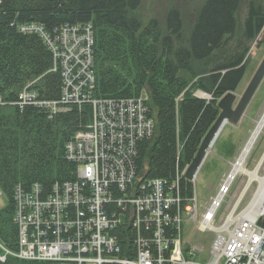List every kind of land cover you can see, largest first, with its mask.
<instances>
[{
  "label": "trees",
  "instance_id": "obj_1",
  "mask_svg": "<svg viewBox=\"0 0 264 264\" xmlns=\"http://www.w3.org/2000/svg\"><path fill=\"white\" fill-rule=\"evenodd\" d=\"M199 1L193 4L190 21L172 6L163 21L153 19L143 28L137 14L141 0H0V110H9L0 117L4 249H17L15 185L28 190L38 184L49 193L53 185L72 181L76 165L65 159V146L92 120L90 104L58 106L61 110L51 115L46 107L11 106L28 84L45 102H58L62 86L43 39L19 28L35 24L52 34L65 25L91 26L95 75L91 98L120 100L146 93L154 132L150 140L137 144L136 173L147 165V179L171 182L190 164L218 117V101L238 87L248 45L264 31L263 1L246 2L242 24L238 20L242 0ZM198 91L210 98L195 97ZM183 188L190 196L191 183L183 181ZM131 241L128 233L120 235L123 250ZM2 264L46 263L7 257Z\"/></svg>",
  "mask_w": 264,
  "mask_h": 264
},
{
  "label": "built area",
  "instance_id": "obj_2",
  "mask_svg": "<svg viewBox=\"0 0 264 264\" xmlns=\"http://www.w3.org/2000/svg\"><path fill=\"white\" fill-rule=\"evenodd\" d=\"M84 29L90 35V25H65L52 34L35 24L19 28L38 35L49 48L53 71L59 70L62 79V95L58 102H44L24 90L17 105L55 110L59 104L89 103L93 117L88 130L76 134L65 148L77 167L75 184H55L44 197L40 187L15 194L17 251L0 246V263L10 257L46 264H197L182 239L183 220L192 219L195 207L191 200L182 209L180 180L146 179L134 186L137 144L153 136L145 99L91 98L94 42L89 35L92 45L83 42ZM219 202H213V212L202 217L199 229L212 228ZM263 204L264 197L257 214L233 232L228 231V220L220 228L225 236L217 237L214 251L216 255L221 250L224 264H264V223L258 219L264 215ZM122 233L132 240L125 250L120 246ZM210 264H217L216 259Z\"/></svg>",
  "mask_w": 264,
  "mask_h": 264
},
{
  "label": "rangeland",
  "instance_id": "obj_3",
  "mask_svg": "<svg viewBox=\"0 0 264 264\" xmlns=\"http://www.w3.org/2000/svg\"><path fill=\"white\" fill-rule=\"evenodd\" d=\"M247 1L248 0H242L239 9L238 20L240 24L243 23L246 17ZM259 1L264 2V0H259ZM189 2H190L189 0H141L140 6L137 10V14L141 21V26L144 28L153 19L158 21H163L165 15L167 14V11H169L172 6L178 8L182 12L181 13L182 16H185L186 14L188 17V21H190V17H191L190 13L194 9L193 4L194 2H200V1L194 0V2H191L192 5H190ZM183 10H185L186 12ZM88 35H89V30L87 32V29H84V32L81 35V39L83 40V42H87L88 46H90L92 45L91 44L92 41L88 40V37L90 36L91 40L94 41L93 32L91 31L90 35L89 36ZM237 38L238 35L230 43V46L234 47ZM263 38H264V31L261 32V34L248 45L249 49L246 55L245 70L238 87L233 92L234 95L236 96V100L233 107L237 104V102L241 98L243 92L245 91L251 78L253 77L254 73L256 72L259 64L261 63L264 57V44L261 43V40H263ZM91 71H93L91 78L95 82L93 65L91 67ZM28 92L31 94H35L32 97L33 99H37V100L40 99L39 93L36 90L29 89ZM91 93L93 94V89ZM61 95H62V91L60 92V98ZM19 97L17 99V103L19 101ZM205 99L208 100L207 97ZM0 103L3 105L1 99H0ZM82 104H86V103H82ZM82 104H69V105L80 106ZM59 105L61 106V104ZM11 106H13V103L11 104ZM60 110L61 108H57V107L55 110L48 109L49 111L48 114L50 113L51 115L56 112H59ZM7 112H9V110L5 111L4 109H1L0 117L2 118L6 117ZM263 112H264V78L262 79L259 87L257 88L255 94L251 98L250 102L248 103L245 111L243 112L238 122L236 124L227 123L222 128L212 148L209 150L208 155L205 158L201 168L199 169L198 173L194 176V178L190 181L184 177L185 169L187 168V166L180 173L176 172L174 176L175 178L177 177L180 180L179 192L181 197L185 198V201L182 203V205H184L182 209H184L186 205L188 206L191 200L192 201L190 203L192 204V206L195 207V211L192 215L193 216L192 219L188 220L184 218L183 220L184 223L182 224L181 230H182L183 242L184 244H186L187 248H189L190 251L192 252V255L194 256L193 260L197 264H210L215 259L217 261V264H224V258L223 256H221V250L216 252V255L214 251V245L217 237L225 236V232H222L220 228L223 226L225 221L228 220L230 222L228 231L233 232L237 225H239L243 221H249V219H252L255 216V214H257L256 211H254L253 214L250 213L252 212V208H250V205L253 202L258 192L259 184L256 181H253L246 189V191H244L246 184L248 182V176L243 174L237 175L234 181L229 186H226L225 182L227 176L232 170L233 164L239 158L242 149L244 148L249 137L254 131ZM92 117H93V111H92ZM89 127L90 124L86 127L84 132L87 131ZM263 155H264V129L258 136L250 153L245 159L244 168L247 171H253L256 168V166L259 164ZM65 159L69 161L66 154H65ZM137 177L134 180L135 187L142 185L143 182L147 179L146 178L143 182L138 184ZM258 177L264 178V160L259 168ZM183 181L189 182L192 185V193L190 196H187L185 189L183 188ZM35 187L38 188L40 187V195L42 194L43 197L48 196V193H46L47 191H45L38 184L31 185L29 189ZM19 189L23 191L25 190L20 184L15 185L13 189V200L14 197L17 196L16 193ZM243 191L244 194L242 195L241 200L236 205V202L238 201ZM219 200L221 202H219L218 208L214 211L213 214L214 224H212V228L210 230L199 229V223L201 222L202 217L206 213L213 212L212 209L213 202ZM5 205H6V198L0 192V210L3 209ZM233 209L234 211H232ZM232 212L234 213L233 216L236 217L233 222H231ZM249 213L252 216L246 217V215H250ZM135 216L138 219L136 214ZM258 219H260L259 224L264 223V215L262 217H259ZM123 223H124V216H122V224Z\"/></svg>",
  "mask_w": 264,
  "mask_h": 264
},
{
  "label": "water",
  "instance_id": "obj_4",
  "mask_svg": "<svg viewBox=\"0 0 264 264\" xmlns=\"http://www.w3.org/2000/svg\"><path fill=\"white\" fill-rule=\"evenodd\" d=\"M263 78H264V57L261 63L259 64L256 72L254 73L253 77L251 78L248 86L243 92L241 98L235 105V107H233V105L235 103L236 96L234 95L233 92H229L225 94L218 101L217 107L220 113L217 119L215 120V122L213 123V125L210 127V129L203 137L194 158L192 159L191 163L187 166L185 170L184 177L187 180L191 181L194 178V176L198 173L205 158L208 155V150L213 146L223 126L227 123L236 124L238 120L241 118L243 112L245 111L248 103L255 94ZM200 99H205V98H200ZM147 170H148V166L145 165L143 171L137 177L138 184L146 179Z\"/></svg>",
  "mask_w": 264,
  "mask_h": 264
},
{
  "label": "bare ground",
  "instance_id": "obj_5",
  "mask_svg": "<svg viewBox=\"0 0 264 264\" xmlns=\"http://www.w3.org/2000/svg\"><path fill=\"white\" fill-rule=\"evenodd\" d=\"M79 28H81V27H79ZM52 55V54H51ZM92 63H93V57H92ZM93 65V64H92ZM53 67H54V65L52 66V69H53ZM56 71H59V70H56ZM55 72V71H54ZM62 83V82H61ZM31 87H32V84H28L26 87H24L23 88V90H22V92L24 91V90H26V91H28L29 89L30 90H32L31 89ZM61 91H62V86H61ZM60 91V92H61ZM21 92V93H22ZM20 93V94H21ZM195 94L197 95H194L195 97H198V98H206V97H208L207 95H205L204 93H202V92H200V91H198V92H195ZM91 96H92V93H91ZM144 98L145 99V105H146V107H147V109H148V115H146V117L148 118V119H150L151 118V116H150V110H149V108H148V105H147V101H148V97H147V95H146V93H144V92H142L141 94H140V96H138V97H136V98H129V99H138V98ZM210 98V97H209ZM208 98V99H209ZM129 99H127V100H129ZM59 100H60V98H59ZM93 100H98V99H93ZM119 100V99H118ZM110 101H113V99H102V102H110ZM45 102V101H44ZM86 104H89V103H86ZM0 105H2L1 103H0ZM13 106H17L18 108H23L24 106H22V107H20V106H18L17 105V102L16 103H13ZM26 106H29V105H26ZM58 106H60V105H58ZM69 106H73V105H69V104H67V105H61V107H69ZM235 107V106H234ZM219 113H220V111H219ZM150 117V118H149ZM217 119V118H216ZM151 120L153 121V119L151 118ZM92 122V121H91ZM213 125V124H212ZM225 126V125H224ZM223 126V127H224ZM264 129V112H263V114H262V116H261V118L259 119V121H258V123H257V125H256V127H255V129H254V131L252 132V134H251V136L249 137V139H248V141H247V143L245 144V146H244V148L242 149V151H241V153H240V155H239V158L237 159V161L233 164V167H232V170H231V172L229 173V175L227 176V179H226V182H225V185L226 186H229L233 181H234V179H235V177L237 176V175H240V174H243V175H246V176H248V182H247V184H246V187H245V189H244V191H246V189L249 187V185L253 182V181H256L258 184H259V189H258V192H257V194H256V196H255V198H254V200H253V202L251 203V205H250V208H252V212H250L251 214H253V212L254 211H256V210H259V208H260V205H261V202H262V198L264 197V178H259L258 177V171H259V168H260V166H261V164H262V162H263V160H264V155H263V157H262V159L260 160V162H259V164L256 166V168L253 170V171H247L245 168H244V162H245V159L247 158V156H248V154L250 153V151H251V149H252V147H253V145L255 144V142H256V140H257V138H258V136L260 135V133L262 132V130ZM82 132V131H81ZM153 132H154V122H153ZM78 133H80V132H78ZM77 133V134H78ZM212 148V147H211ZM210 148V149H211ZM209 149V150H210ZM209 150H208V152H209ZM77 168V167H76ZM80 168V167H79ZM186 170V169H185ZM147 178V177H146ZM78 179H77V176H76V170H75V176H74V179L72 180V181H69L68 183L69 184H71V183H76V181H77ZM244 191H243V193L241 194V196L239 197V199H238V201L236 202V205L238 204V202L241 200V198H242V195L244 194ZM264 205V204H263ZM14 206H15V204H14ZM232 211H234V209L232 210ZM249 213V214H250ZM233 212H232V221L231 222H233L234 220H235V218L236 217H234L233 216ZM244 214V213H243ZM243 214H242V216H243ZM246 215V217H250V216H252V215ZM17 245H18V241H17ZM1 246V245H0ZM17 248V247H16ZM6 250V249H5ZM8 252H10V253H14V252H16L17 251V249H16V251H9V250H7Z\"/></svg>",
  "mask_w": 264,
  "mask_h": 264
}]
</instances>
